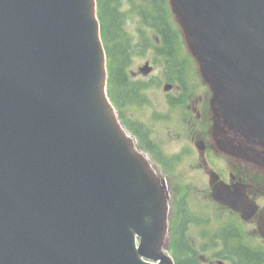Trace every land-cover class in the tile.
Masks as SVG:
<instances>
[{
  "label": "water",
  "instance_id": "1",
  "mask_svg": "<svg viewBox=\"0 0 264 264\" xmlns=\"http://www.w3.org/2000/svg\"><path fill=\"white\" fill-rule=\"evenodd\" d=\"M173 7L219 116L264 142V0ZM105 84L94 0H0V264H174L165 183Z\"/></svg>",
  "mask_w": 264,
  "mask_h": 264
},
{
  "label": "flooded vegetation",
  "instance_id": "2",
  "mask_svg": "<svg viewBox=\"0 0 264 264\" xmlns=\"http://www.w3.org/2000/svg\"><path fill=\"white\" fill-rule=\"evenodd\" d=\"M158 20L163 25L164 19ZM122 40L118 38L117 46V113L137 141L156 154L155 162L176 187L171 188L175 203L169 222L179 228L181 242L195 250L190 264H264V235L258 225L264 214L262 150L241 135L214 133L212 92L177 45L179 34H138ZM134 56L147 59L135 66ZM127 63L138 73L127 74ZM146 63L159 67L162 85L171 86L159 124L154 118L159 105L145 103L150 89L144 86L154 77L140 73ZM151 117L152 127L146 128L143 118ZM214 189L245 197L256 213L245 219L213 199ZM184 264H189L186 258Z\"/></svg>",
  "mask_w": 264,
  "mask_h": 264
},
{
  "label": "rangeland",
  "instance_id": "3",
  "mask_svg": "<svg viewBox=\"0 0 264 264\" xmlns=\"http://www.w3.org/2000/svg\"><path fill=\"white\" fill-rule=\"evenodd\" d=\"M125 3V4H124ZM122 6H120L118 9V17H119V21H120V24L122 26V31L126 34H129L130 36L133 35V34H137L140 32V30L138 29L139 25L137 24V19H138V16L135 15L133 12H132V8L133 6L131 5L129 8H126V2L123 0L122 1ZM121 10H123L124 13H121ZM134 65L137 66L138 64L142 63L144 61V57L142 56H136L134 57ZM157 73H155V77L152 81H154L155 83H157L159 81V79L157 78L158 74H160V70L157 68L156 69ZM162 91V90H161ZM159 95H157L156 93H153V97H157L158 98ZM156 103H158L156 101ZM162 131L159 130V134H161ZM153 162H154V166L155 168L157 169V171L159 173H161L166 179H168V186H173L175 187L173 184V182L171 180H169L168 178V175L164 172L163 168L161 166H159L155 160L152 158ZM164 250L169 252L170 251V248H169V245L166 243L165 244V247H164Z\"/></svg>",
  "mask_w": 264,
  "mask_h": 264
}]
</instances>
